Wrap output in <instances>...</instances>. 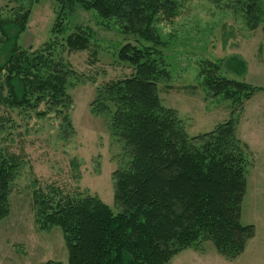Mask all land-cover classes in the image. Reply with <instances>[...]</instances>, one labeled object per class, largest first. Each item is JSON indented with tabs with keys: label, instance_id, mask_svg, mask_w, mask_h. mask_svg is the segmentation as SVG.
Segmentation results:
<instances>
[{
	"label": "trees",
	"instance_id": "1",
	"mask_svg": "<svg viewBox=\"0 0 264 264\" xmlns=\"http://www.w3.org/2000/svg\"><path fill=\"white\" fill-rule=\"evenodd\" d=\"M32 1L12 0L13 6L0 8V104L24 118L56 109L63 114L72 103L68 89L82 79L65 54L86 49L92 35L79 27L68 32L63 17L68 6L91 10L123 34L160 44V26L174 20L185 0H52L57 8L52 37L34 50L17 43ZM225 5L251 30L264 21V0ZM115 58L131 67V75L96 86L89 107L93 115L106 117L126 156L125 165L112 172L117 211L95 194H62L49 186L32 192L35 224L61 230L66 264H167L206 241L224 258H237L254 227L240 222L249 160L236 128L239 109L256 89L222 76L217 63L200 61V86L207 97L221 96L232 105L228 119L189 136L175 112L161 103L157 85L170 74L160 52L127 42ZM42 104L45 111L39 110ZM63 120L69 124L68 114ZM18 159L0 147V220L8 214Z\"/></svg>",
	"mask_w": 264,
	"mask_h": 264
},
{
	"label": "rangeland",
	"instance_id": "2",
	"mask_svg": "<svg viewBox=\"0 0 264 264\" xmlns=\"http://www.w3.org/2000/svg\"><path fill=\"white\" fill-rule=\"evenodd\" d=\"M26 1L29 5L30 0ZM226 2H181L174 20L160 26V44L146 42L138 34H123L112 21L103 22L78 5L64 9L68 32L79 27L92 35L86 49L65 54L82 78L68 89L70 108L63 114L56 109L24 118L0 104V147L16 155L20 163V173L11 184L8 214L0 220V264L67 263L61 230H40L34 222L35 189L45 191L52 186L62 194H95L117 211L112 172L125 165L126 156L121 143L110 134L106 117L93 115L89 103L96 86L131 75V67L115 58L127 42L152 45L160 52L170 74L157 85L161 103L175 112L189 136L207 132L228 119L232 105L221 96L207 97L200 86V61L217 63L222 76L256 89L239 109L236 128L243 136L239 139L247 143L249 160L240 222L253 225V237L235 259L224 258L206 241L177 253L167 264H264V21L251 30ZM6 4L13 6L12 0H0V8ZM30 10L17 43L34 50L52 37L57 8L52 0H33ZM39 110L45 111V104ZM64 114H68L69 124L63 120Z\"/></svg>",
	"mask_w": 264,
	"mask_h": 264
},
{
	"label": "crops",
	"instance_id": "3",
	"mask_svg": "<svg viewBox=\"0 0 264 264\" xmlns=\"http://www.w3.org/2000/svg\"><path fill=\"white\" fill-rule=\"evenodd\" d=\"M239 138H241L243 140V136H241L238 132H237ZM246 143V142H245ZM247 144V143H246Z\"/></svg>",
	"mask_w": 264,
	"mask_h": 264
}]
</instances>
